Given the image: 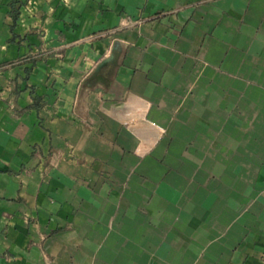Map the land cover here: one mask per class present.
Listing matches in <instances>:
<instances>
[{"label": "crops", "instance_id": "obj_1", "mask_svg": "<svg viewBox=\"0 0 264 264\" xmlns=\"http://www.w3.org/2000/svg\"><path fill=\"white\" fill-rule=\"evenodd\" d=\"M0 264H264V0H0Z\"/></svg>", "mask_w": 264, "mask_h": 264}, {"label": "water", "instance_id": "obj_2", "mask_svg": "<svg viewBox=\"0 0 264 264\" xmlns=\"http://www.w3.org/2000/svg\"><path fill=\"white\" fill-rule=\"evenodd\" d=\"M107 61H109V59H105L103 61H101L98 66L96 67V70L98 71Z\"/></svg>", "mask_w": 264, "mask_h": 264}, {"label": "trees", "instance_id": "obj_3", "mask_svg": "<svg viewBox=\"0 0 264 264\" xmlns=\"http://www.w3.org/2000/svg\"><path fill=\"white\" fill-rule=\"evenodd\" d=\"M18 17V13L17 14H15V18H17Z\"/></svg>", "mask_w": 264, "mask_h": 264}]
</instances>
